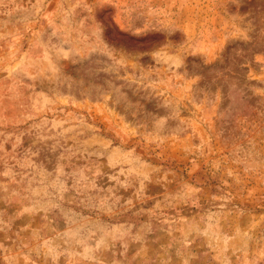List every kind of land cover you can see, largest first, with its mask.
I'll list each match as a JSON object with an SVG mask.
<instances>
[{
	"label": "rangeland",
	"instance_id": "obj_1",
	"mask_svg": "<svg viewBox=\"0 0 264 264\" xmlns=\"http://www.w3.org/2000/svg\"><path fill=\"white\" fill-rule=\"evenodd\" d=\"M0 264H264V0H0Z\"/></svg>",
	"mask_w": 264,
	"mask_h": 264
}]
</instances>
